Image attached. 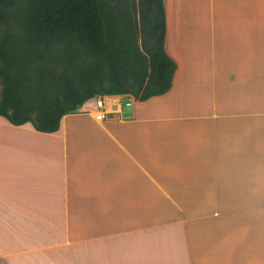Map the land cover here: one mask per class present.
Masks as SVG:
<instances>
[{
    "label": "crops",
    "instance_id": "crops-1",
    "mask_svg": "<svg viewBox=\"0 0 264 264\" xmlns=\"http://www.w3.org/2000/svg\"><path fill=\"white\" fill-rule=\"evenodd\" d=\"M164 7L168 92L0 117V264H264V0Z\"/></svg>",
    "mask_w": 264,
    "mask_h": 264
},
{
    "label": "trees",
    "instance_id": "trees-1",
    "mask_svg": "<svg viewBox=\"0 0 264 264\" xmlns=\"http://www.w3.org/2000/svg\"><path fill=\"white\" fill-rule=\"evenodd\" d=\"M164 0H0V117L55 132L93 97L168 92Z\"/></svg>",
    "mask_w": 264,
    "mask_h": 264
},
{
    "label": "rangeland",
    "instance_id": "rangeland-1",
    "mask_svg": "<svg viewBox=\"0 0 264 264\" xmlns=\"http://www.w3.org/2000/svg\"><path fill=\"white\" fill-rule=\"evenodd\" d=\"M262 50L263 51H258L259 58L261 57V55L264 56V48ZM2 90H3V82L2 79L0 78V97L2 94ZM248 197L249 196H241L242 201H241V206L239 205L240 210L239 211L235 210L234 212L235 217H238L241 220H245L247 218H264V211H260V209L250 210L252 207L249 206L251 203L252 205L255 206L256 202H260L264 204V196H252L251 203L249 202ZM225 217H232V215L229 214V212H226Z\"/></svg>",
    "mask_w": 264,
    "mask_h": 264
},
{
    "label": "built area",
    "instance_id": "built-area-1",
    "mask_svg": "<svg viewBox=\"0 0 264 264\" xmlns=\"http://www.w3.org/2000/svg\"><path fill=\"white\" fill-rule=\"evenodd\" d=\"M96 107L99 108V109L105 108V102H104V99H103V98L99 97V98L97 99V101H96ZM90 110H91L92 112L94 111V109H91V108H90ZM104 116H105V115H104L103 113H100V114L98 115V118L103 119Z\"/></svg>",
    "mask_w": 264,
    "mask_h": 264
}]
</instances>
